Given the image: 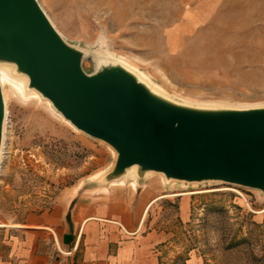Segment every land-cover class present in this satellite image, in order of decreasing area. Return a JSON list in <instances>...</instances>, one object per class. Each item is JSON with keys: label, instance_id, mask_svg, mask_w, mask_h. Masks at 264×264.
<instances>
[{"label": "rangeland", "instance_id": "obj_1", "mask_svg": "<svg viewBox=\"0 0 264 264\" xmlns=\"http://www.w3.org/2000/svg\"><path fill=\"white\" fill-rule=\"evenodd\" d=\"M112 1L37 0L63 40L86 53L87 74L122 65L181 105L264 107V0H114L116 9ZM8 71L10 77L0 68L6 96L0 243L34 217L62 215L77 189L105 193L131 182L136 190L132 179L90 190V182L111 171L115 153L27 91L25 76L14 79ZM143 186L139 193L151 202L140 232L157 238L161 264H264L260 191L166 185L159 175Z\"/></svg>", "mask_w": 264, "mask_h": 264}, {"label": "water", "instance_id": "obj_2", "mask_svg": "<svg viewBox=\"0 0 264 264\" xmlns=\"http://www.w3.org/2000/svg\"><path fill=\"white\" fill-rule=\"evenodd\" d=\"M86 53L66 43L37 0H0V68L28 79L78 132L115 153L90 190L149 175L166 185L221 183L264 194V107L204 109L170 101L122 65L94 74ZM6 103L0 85V158ZM131 183V182H129Z\"/></svg>", "mask_w": 264, "mask_h": 264}, {"label": "crops", "instance_id": "obj_3", "mask_svg": "<svg viewBox=\"0 0 264 264\" xmlns=\"http://www.w3.org/2000/svg\"><path fill=\"white\" fill-rule=\"evenodd\" d=\"M114 188L77 189L62 215L32 218L0 243V264H161L157 238L140 232L151 201L129 183Z\"/></svg>", "mask_w": 264, "mask_h": 264}, {"label": "bare ground", "instance_id": "obj_4", "mask_svg": "<svg viewBox=\"0 0 264 264\" xmlns=\"http://www.w3.org/2000/svg\"><path fill=\"white\" fill-rule=\"evenodd\" d=\"M9 77H10V74H9V71H8V68H6V72H5ZM14 78V77H13ZM10 79H12V78H10ZM15 79V78H14ZM0 85H1V87H2V92H3V83H2V79L0 78ZM34 93V92H33ZM34 94H36V93H34ZM36 95H38V94H36ZM3 96H4V92H3ZM5 97L6 96H4V101H5ZM69 123V122H68ZM71 128V127H70ZM134 180V179H133ZM121 182V181H120ZM120 182H118V183H120ZM114 184H117V183H113V185ZM147 209H148V207H147ZM146 209V210H147ZM0 226H2V224H0Z\"/></svg>", "mask_w": 264, "mask_h": 264}]
</instances>
